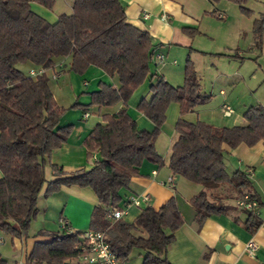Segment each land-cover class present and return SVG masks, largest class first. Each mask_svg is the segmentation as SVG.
I'll use <instances>...</instances> for the list:
<instances>
[{
    "label": "trees",
    "instance_id": "obj_1",
    "mask_svg": "<svg viewBox=\"0 0 264 264\" xmlns=\"http://www.w3.org/2000/svg\"><path fill=\"white\" fill-rule=\"evenodd\" d=\"M31 1L47 8L54 5V0H0V229L28 236L42 190L48 196L63 184L90 185L98 203L91 211L89 229L104 231L112 251L126 261L136 247L143 252L141 264H171L166 253L175 231L185 221L175 195L157 209L145 205L130 222L122 217L109 219L108 210L122 206L120 189L139 173L144 160L166 163L175 174L202 185L190 198L197 221L212 213H225L230 204L210 192L224 183L236 189L250 185L243 170L228 171L225 147L264 141V105L248 106L245 125L217 126L200 119L188 120L184 114L210 97L200 90L193 61L187 59L185 78L179 85L151 72L155 44L147 30L128 22L122 0H73L71 11L60 13L53 22L36 12ZM232 1L243 13L251 14L247 0ZM254 20L253 31L259 42L264 12ZM59 57H70L68 69L76 73H84L93 65L117 78L116 84L100 80L98 89L90 92L89 102L75 101L71 106L85 109L120 102L122 106L103 113V119L84 138L87 155L98 153L91 167L66 173L62 166L51 164L55 177L48 179V158L67 140L72 125L58 123L67 108L54 97L48 73L33 75L19 64L47 69ZM147 78L151 79V97L142 96L137 109L152 122L151 129L139 128L128 111L130 95ZM170 102L178 103L180 116L165 161L156 138L167 120ZM243 225L253 233L261 224L252 211ZM49 233V240H36L26 264H79L75 259L84 231L71 230L65 222L63 229ZM5 261L0 252V263Z\"/></svg>",
    "mask_w": 264,
    "mask_h": 264
},
{
    "label": "crops",
    "instance_id": "obj_2",
    "mask_svg": "<svg viewBox=\"0 0 264 264\" xmlns=\"http://www.w3.org/2000/svg\"><path fill=\"white\" fill-rule=\"evenodd\" d=\"M122 1L125 4L128 22L147 30L155 44L152 56L155 67L151 72L156 71L160 74L162 72L165 77L166 72L160 70L161 66L167 61L169 54L178 49L186 55V61L188 58L193 61L200 90L209 93L210 97L185 113L186 119L209 121L217 126L245 125L247 120L244 112L248 106L252 103L264 105V23L261 41L256 40L253 31L254 19L264 12V0L245 2L252 10L251 14L243 13L240 5L232 0H218L217 3L210 0ZM32 8L51 22L62 13L52 12L37 2H32ZM220 11L224 17L218 15ZM146 13L148 16H145ZM164 14L166 17L162 18ZM157 54H162L163 58L157 57ZM69 58L59 57L53 66L46 69L50 79L57 81L67 76L71 89H74L77 96L71 103L63 105L58 100V93L56 94L51 86L57 102L67 108L58 123L71 124L72 130L67 140L55 148L48 158L45 166V176L48 179L55 177L51 164L62 166L66 173L91 167L98 153L94 152L93 156L87 155V149L83 144L84 138L95 124L103 119V113L112 112L122 106L121 102L112 106H88L85 109L71 106L75 101L85 103L91 100L89 94L98 89L100 80L113 84H116L117 80L115 76H109L103 69L93 65L78 75L68 69ZM176 62V59L170 61L172 64ZM19 65L24 70L32 66L21 63ZM184 69L185 66L181 70L182 77ZM54 74L57 76L53 77ZM88 75L92 76L91 80ZM80 80L83 81L81 83L83 86L90 85L91 81L92 83L95 81L96 84L91 89L78 90ZM149 85L150 83L147 85L148 90L141 97H151ZM82 92L85 93L84 96H80ZM224 103L233 108L229 116L223 111ZM136 105L128 99V111L136 120L138 127L153 128L152 122L137 109ZM85 111L89 114L84 117ZM166 115L173 122L178 119L180 113L177 102L169 103ZM164 125L165 123L162 125L163 129ZM175 137L176 133L171 131L169 149ZM224 157L228 171L232 173L237 169L243 170L250 185L236 189L224 183L213 189L210 194L223 197L224 203H229L231 207L225 213H212L201 222L196 219L197 210L191 204L190 198L202 188V185L175 174L166 163L159 165L144 160L139 173L132 176L127 187L120 189L122 206L128 203L131 194L140 196L143 192H148L150 195L149 200L139 205L130 203L127 206L122 218L129 222L139 216L145 205L157 209L161 203L175 195L185 221L181 228L175 231V238L169 244L166 253L171 264H264V141L250 146L245 143H240L234 148L226 146ZM167 158L168 155L165 161ZM1 175L0 170V177ZM170 176L172 179L169 181ZM43 191L38 196L39 209L30 224L28 236L19 237L0 229V252L6 259L3 264H26L27 255L36 240H49L50 231L63 229V220L72 230L89 229L91 211L98 203L97 195L90 185L63 184L59 190L48 196L43 195ZM244 193L254 194L253 197L259 204L258 209L247 210L237 205L236 200ZM252 211L257 214L261 224L253 233L243 225V221L247 220L249 212ZM252 238L257 242V246L251 252L246 249V243ZM77 259L76 257L75 261Z\"/></svg>",
    "mask_w": 264,
    "mask_h": 264
},
{
    "label": "rangeland",
    "instance_id": "obj_3",
    "mask_svg": "<svg viewBox=\"0 0 264 264\" xmlns=\"http://www.w3.org/2000/svg\"><path fill=\"white\" fill-rule=\"evenodd\" d=\"M70 1L71 0H54L53 7L48 8V9L51 10L52 12H59V13L60 12H68L71 9V2ZM224 1H227V0H224ZM172 59H176L177 62L175 64L170 63V61ZM154 62L155 61H153V60L151 61V65H152L151 70L154 69V67H155ZM185 64H186V55L180 49H178L177 51L172 52V54H169V57H167V61H165V63L161 66L160 70L161 71L163 70L164 72H166L165 77H167L171 81L172 84L177 85L183 81L184 77H182V74H181L182 71L181 70L183 69ZM161 71H159V72H161ZM80 74L81 73H78V75H80ZM161 74H162V72H161ZM79 77H81V76H79ZM88 77H89V75H88ZM91 77L92 76L90 75V77H89L90 80H91ZM116 80H117V78H116ZM82 82L83 81H81V80L79 81L80 85L78 84V86H77L78 90L91 89L96 84L95 81L93 83L91 81L90 85H84L83 86V85H81ZM49 83L52 86L53 90H55L56 94L58 93L57 94L58 100L63 105L66 104L67 102L71 103V101L76 99L77 96H75L74 89L73 88L71 89V83H70V80L67 78V76H64L63 79L61 77V78L57 79V81L51 78L49 80ZM62 83H63V87H62ZM149 83H150V80H149V78H147L143 83H141L139 85V87L132 93V95H130L129 101L131 103L135 102L137 104L141 95L143 93H146V91L148 90L147 85ZM84 94L85 93L82 92L80 94V96L81 95L84 96ZM83 98L85 99V97H83ZM89 101H87V102H89ZM87 102H85V103H87ZM170 121H171V119H170V117H168L167 120L165 121V125H164V129H166V131H164L163 127H161V130L158 133L157 138H156V147L160 151V153L164 156V158L166 157V155L169 154L167 152L169 151L171 131L172 132L174 131L175 133H177L175 131V128H174L176 121L175 122L171 121L172 124H170ZM129 256L130 257H128L127 264H141L142 258H143V252H142V250L135 247V248H133V250L131 251V254Z\"/></svg>",
    "mask_w": 264,
    "mask_h": 264
},
{
    "label": "built area",
    "instance_id": "obj_4",
    "mask_svg": "<svg viewBox=\"0 0 264 264\" xmlns=\"http://www.w3.org/2000/svg\"><path fill=\"white\" fill-rule=\"evenodd\" d=\"M220 17H224L223 12H218ZM148 16V13L145 14ZM166 15L164 14L162 18H165ZM157 57L163 58L162 54H157ZM46 71V67H30L29 72L33 75H38ZM57 74H54L53 77H56ZM87 83V81H85ZM224 113L229 116L233 112V108L224 103L223 105ZM89 112L85 111L83 116L85 117L88 115ZM172 177H169V181ZM150 195L148 192H143L140 196L131 194L129 197L128 203L125 206H116V208H110L107 213V217L109 219H117L119 217H123L126 213V208L130 203H135L136 205L141 204L143 201L149 200ZM238 206L243 207V209L247 210H255L258 209V201L256 198L251 196L249 193H244L238 197L236 200ZM64 223L66 222L63 220ZM72 230V229H71ZM80 244L79 245V253L77 255V261L79 264H126L127 261L121 257H118L111 249L108 241L105 237V232L102 230H94V229H87L84 233L80 236ZM257 246V242L255 240L250 239L246 243V249L249 251H254Z\"/></svg>",
    "mask_w": 264,
    "mask_h": 264
}]
</instances>
